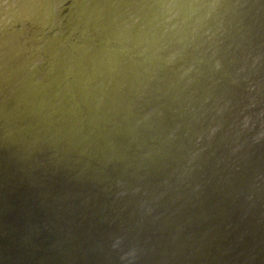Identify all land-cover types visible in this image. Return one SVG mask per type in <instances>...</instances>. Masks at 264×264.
<instances>
[{
	"label": "bare ground",
	"instance_id": "obj_1",
	"mask_svg": "<svg viewBox=\"0 0 264 264\" xmlns=\"http://www.w3.org/2000/svg\"><path fill=\"white\" fill-rule=\"evenodd\" d=\"M131 249L264 264V0H0V264Z\"/></svg>",
	"mask_w": 264,
	"mask_h": 264
},
{
	"label": "clouds",
	"instance_id": "obj_2",
	"mask_svg": "<svg viewBox=\"0 0 264 264\" xmlns=\"http://www.w3.org/2000/svg\"><path fill=\"white\" fill-rule=\"evenodd\" d=\"M120 241L117 240L113 247H118ZM135 257V249H131L128 252L124 253L121 257V260L123 262V264H129L130 261H132V259Z\"/></svg>",
	"mask_w": 264,
	"mask_h": 264
},
{
	"label": "water",
	"instance_id": "obj_3",
	"mask_svg": "<svg viewBox=\"0 0 264 264\" xmlns=\"http://www.w3.org/2000/svg\"><path fill=\"white\" fill-rule=\"evenodd\" d=\"M50 226H52V225H48L47 227H50ZM40 230H46V227H42ZM45 233H46V231H43V232L40 233V235H43ZM64 234H66V233L65 232H62V235H64ZM51 236H52V234H49V236L47 237V240H50V237Z\"/></svg>",
	"mask_w": 264,
	"mask_h": 264
}]
</instances>
